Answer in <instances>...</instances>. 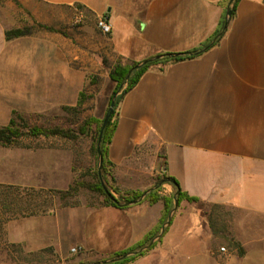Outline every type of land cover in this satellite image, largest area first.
I'll return each mask as SVG.
<instances>
[{"label":"crops","instance_id":"1","mask_svg":"<svg viewBox=\"0 0 264 264\" xmlns=\"http://www.w3.org/2000/svg\"><path fill=\"white\" fill-rule=\"evenodd\" d=\"M34 1L105 18L111 55L123 65L197 52L148 69L121 99L106 156L120 189L145 192L161 175L198 204L264 216V0H237L224 30L233 0ZM14 29L0 16V126L17 111L63 104L78 89L58 38L7 40ZM162 188L177 192L171 182ZM188 205L152 253L191 260L199 218ZM87 209H74V226L89 227L88 237L73 230L75 243L101 254L134 245L162 215L161 203Z\"/></svg>","mask_w":264,"mask_h":264},{"label":"rangeland","instance_id":"2","mask_svg":"<svg viewBox=\"0 0 264 264\" xmlns=\"http://www.w3.org/2000/svg\"><path fill=\"white\" fill-rule=\"evenodd\" d=\"M0 16L29 35L47 32L58 38L60 58L72 69L74 83L78 85L77 91L63 104L13 113L29 126L59 128L72 132L74 138H23L19 146L0 147V184L32 188V195L46 198L44 214L15 216L0 226V264H100L142 239L126 249L104 254L76 244L73 230L84 229L88 237L89 227L88 222H77L78 226H74V209L112 206L104 203L103 196L86 189L63 199L58 192L68 190L76 182H95V169L98 170L96 129L101 127L113 97L115 101L119 99L126 86L114 92L116 84L110 78L121 62L111 55L107 35L98 29L97 19L86 20L87 15L81 6L51 9L34 0H0ZM115 110L114 107L112 114ZM85 123L87 128L81 133ZM106 169V184L102 180V169L99 179L115 199L124 192H140L120 189L112 168L108 166ZM164 183L170 182L159 175L152 187L160 197L157 202L151 204L147 199L141 202L149 205L161 203L163 215L165 205L162 199H167L170 205L168 219L174 202L177 203V192H166L162 188ZM185 202L189 204L187 211L199 218L196 225L198 238L193 240L195 252L191 260L173 251L169 254L163 250L152 253L161 250L163 239ZM170 221L161 240L157 241L160 230L150 242L156 243L154 248L127 264H264V216L183 200L179 205L177 203Z\"/></svg>","mask_w":264,"mask_h":264},{"label":"trees","instance_id":"3","mask_svg":"<svg viewBox=\"0 0 264 264\" xmlns=\"http://www.w3.org/2000/svg\"><path fill=\"white\" fill-rule=\"evenodd\" d=\"M237 2V0L232 1V7L230 8L231 16L233 15V7L234 4ZM230 20V19H229ZM224 24V21L221 24V28ZM221 30V29H220ZM219 30V31H220ZM219 31L216 33L218 34ZM28 33H26L23 29H14L10 31L5 32V37L7 40L25 36ZM197 52L194 53H188L184 55H179L176 58H168L169 54H163V58L159 60L154 61H148L147 63L141 65L140 67H137L138 64H131V65H121L118 64L114 70L110 74L111 80L116 84L115 91H118L119 88L126 85L122 95L119 99H116L115 101V109L117 110L118 105L123 98V96L131 90L140 77L150 68L154 66H163L165 63L181 59L183 57L189 58L196 55ZM129 75V76H128ZM115 110V112H116ZM115 112L111 115L110 120L106 126V128L103 131L102 136V142H101V153H102V180L105 182V173H107V167H111V165L107 162V145L110 141L111 135L114 130V115ZM17 120L21 122H17ZM23 119L15 115L10 120L9 124L7 126H0V147H16L21 144V140L23 138H65V139H71L74 138V134L72 132H68L59 128H44L39 126H29L25 122H22ZM87 128V124L85 123L84 128L82 127L81 133H83L84 129ZM100 127L98 126L96 129V135L98 134ZM97 137L95 136V139ZM95 182L91 184H87L84 182H76L74 185L70 186L68 190L64 192H58V194L61 196V198H65L66 196H73L76 195L77 192L80 189H86L90 192L96 193L100 196H103L104 203H107L111 205L112 207L118 208V209H126L131 202L137 201L141 198L143 193L140 192H124L121 194L120 198L115 199L107 189V187H104L99 179L97 170L95 169L94 173ZM164 178L174 183L177 187V183L169 177L164 176ZM32 189L20 187V186H14V185H3L0 184V226L2 224L12 220L15 218V216L18 217H26V216H35L38 214H44L46 211V198L38 197L36 195H32ZM115 192H117L116 189H114ZM49 193H51L49 191ZM147 199L149 203H155L157 202L160 197L156 195V191H152L148 193L143 200ZM164 201L165 210L160 218L159 223L156 227H154L151 231H149L138 243L135 244V246L121 252L114 253L112 256L109 257V260L102 261L100 264H127L129 262L134 261L136 258L141 257L145 255V253L156 245V243L150 244V242L153 240L154 237H157L156 235L159 233L160 230H162L163 225H165L167 221V214L169 212V201L167 199H162ZM176 200L179 205V203L183 200H186L188 202H196L197 200L193 198H189L186 196L178 187L177 189V195ZM171 221L169 222L168 226H166L163 229V232L161 236L158 238V242L161 240V238L164 236V234L167 232L168 227L170 226ZM145 248V250L142 251V249ZM131 256H128V254H131Z\"/></svg>","mask_w":264,"mask_h":264},{"label":"water","instance_id":"4","mask_svg":"<svg viewBox=\"0 0 264 264\" xmlns=\"http://www.w3.org/2000/svg\"><path fill=\"white\" fill-rule=\"evenodd\" d=\"M230 16H231V11L230 9H228L226 11V16H225V19H224V24H223V30L226 28L227 24H228V21L230 19ZM178 55H168V58H176ZM163 56H158L152 60H148V61H154V60H159V59H162ZM148 61H145L143 62L142 64L138 65L137 67H140L141 65L147 63ZM129 76V75H128ZM115 107V97H113V99L111 100L110 104H109V107H108V110H107V113L105 114L104 116V119H103V122H102V125L100 127V130H99V133H98V138H97V145H96V153H97V160H98V176H100V173H101V169H102V153H101V142H102V136H103V131L104 129L106 128L109 120H110V117L112 115V112H113V109ZM163 171L165 170L164 168L162 169ZM172 183V182H171ZM173 185H175L174 183H172ZM175 187L178 189V187L175 185ZM155 188H152L148 191H146L145 193L142 194L141 198L137 201H134V202H131L130 205H135L139 202L142 201V199L148 194L150 193L152 190H154ZM176 206H177V203L176 201L174 202V207H173V210L172 212L169 214L168 216V219L165 223V225L163 226L162 230L160 231V234L158 237L161 236L162 232H163V229L169 224L170 222V218L172 216V213L176 210Z\"/></svg>","mask_w":264,"mask_h":264},{"label":"built area","instance_id":"5","mask_svg":"<svg viewBox=\"0 0 264 264\" xmlns=\"http://www.w3.org/2000/svg\"><path fill=\"white\" fill-rule=\"evenodd\" d=\"M97 27L102 34L108 35L111 31L110 24L103 17L97 19ZM221 251H224V249L221 248Z\"/></svg>","mask_w":264,"mask_h":264}]
</instances>
